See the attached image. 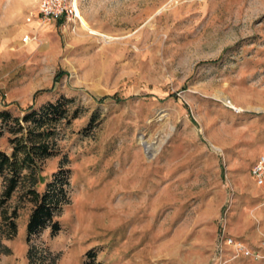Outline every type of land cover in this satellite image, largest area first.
Returning <instances> with one entry per match:
<instances>
[{"label":"rangeland","instance_id":"1","mask_svg":"<svg viewBox=\"0 0 264 264\" xmlns=\"http://www.w3.org/2000/svg\"><path fill=\"white\" fill-rule=\"evenodd\" d=\"M39 1L0 0V110L80 106L36 185L69 168L68 202L28 244L30 204L13 237L0 215V264H264L218 246L264 252V0H78L89 28Z\"/></svg>","mask_w":264,"mask_h":264},{"label":"trees","instance_id":"2","mask_svg":"<svg viewBox=\"0 0 264 264\" xmlns=\"http://www.w3.org/2000/svg\"><path fill=\"white\" fill-rule=\"evenodd\" d=\"M110 97L114 95L99 99L103 101ZM79 112L80 106L74 104V98L65 94L48 99L39 106L31 103L17 116L12 115L8 109L0 110V135L4 130L7 131L10 143V152L0 150V215L7 236L13 237L17 233L16 219L19 216L20 203L30 204L25 225L27 244L31 237L44 227H50L51 235L61 229L55 217L62 205L68 202L66 186L69 168L52 172L43 190H37L36 185L40 180L41 162L51 155L58 154L59 133L65 124H69L79 115ZM20 187L17 203L8 210L4 209L5 202ZM7 250V247L0 244V252ZM26 256L30 264H33L37 255L32 245H28Z\"/></svg>","mask_w":264,"mask_h":264},{"label":"built area","instance_id":"3","mask_svg":"<svg viewBox=\"0 0 264 264\" xmlns=\"http://www.w3.org/2000/svg\"><path fill=\"white\" fill-rule=\"evenodd\" d=\"M35 11L34 16L38 20L61 21V23H74L76 20H79L80 13V10H78V0H40ZM26 38L27 36L23 39L25 40ZM250 174L254 176L258 184L264 183V155L256 157V160L251 166ZM223 244L230 246L233 257L242 255L251 259L264 258V252L260 251L258 248L253 249L239 239L237 240L233 237L225 236V238H222L219 242L218 246L222 248Z\"/></svg>","mask_w":264,"mask_h":264},{"label":"bare ground","instance_id":"4","mask_svg":"<svg viewBox=\"0 0 264 264\" xmlns=\"http://www.w3.org/2000/svg\"><path fill=\"white\" fill-rule=\"evenodd\" d=\"M79 18H80V22L82 23V26L86 27V28H89L90 26H88V24L86 23L85 19L83 18V16L81 15V13H79ZM93 29V28H92ZM90 30V29H89ZM91 33L92 32H95L93 30H90Z\"/></svg>","mask_w":264,"mask_h":264}]
</instances>
